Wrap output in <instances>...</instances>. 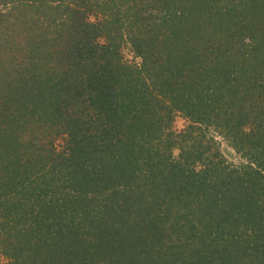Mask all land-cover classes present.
Instances as JSON below:
<instances>
[{
    "label": "trees",
    "instance_id": "trees-1",
    "mask_svg": "<svg viewBox=\"0 0 264 264\" xmlns=\"http://www.w3.org/2000/svg\"><path fill=\"white\" fill-rule=\"evenodd\" d=\"M0 264H264V0H0Z\"/></svg>",
    "mask_w": 264,
    "mask_h": 264
},
{
    "label": "rangeland",
    "instance_id": "rangeland-1",
    "mask_svg": "<svg viewBox=\"0 0 264 264\" xmlns=\"http://www.w3.org/2000/svg\"><path fill=\"white\" fill-rule=\"evenodd\" d=\"M122 55H123V59L129 62V64H134L139 62V59L136 58L135 54L132 51V48L128 44L123 45ZM186 125H187V121L182 117H178L175 122V129L177 131H181ZM217 140L220 142L221 150L231 162L236 164L242 162L239 155L234 151V149H232L229 146V144H227L226 141H224L222 138H217Z\"/></svg>",
    "mask_w": 264,
    "mask_h": 264
}]
</instances>
